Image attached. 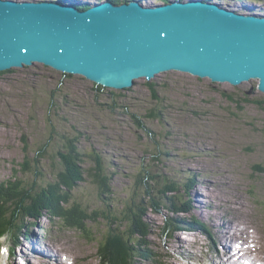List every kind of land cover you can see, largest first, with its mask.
I'll return each mask as SVG.
<instances>
[{
  "label": "rangeland",
  "instance_id": "374dc122",
  "mask_svg": "<svg viewBox=\"0 0 264 264\" xmlns=\"http://www.w3.org/2000/svg\"><path fill=\"white\" fill-rule=\"evenodd\" d=\"M102 1L105 0H94L90 4ZM245 2L248 6L264 8V0L258 4ZM140 3L151 7L163 5L164 0H140ZM227 4L225 2L223 7L238 8L232 6L234 1H229L230 7ZM254 13L264 14V11L257 9ZM11 71L0 76V182L13 175L25 156L32 165L38 162L41 174L51 180L59 167L56 154L64 143L62 139L48 142L50 129L45 117L49 115L56 128L70 138L71 126L78 127L83 133L80 148L96 152L103 159L111 180V193L101 199L98 189L86 176V181L74 190L73 198L81 200L83 207L97 217L103 213L111 216L109 220L99 217L97 222L89 223L88 238L65 228L56 219L44 218L37 228H31L30 237L19 234L22 238L13 255L8 247L13 244L14 236L0 241V264H45L46 258L37 253L31 255L32 249L38 247L71 254V258L61 254L69 264H100L102 252L98 241L106 234L110 218L116 220L118 205L124 204L133 196V191L138 190L135 176L142 168L179 184L187 183L188 179L194 182L189 189L182 187L184 191L178 196L190 206L189 214L178 216L163 208L158 215L146 214L145 221L151 227L146 249L156 257L148 254L145 261L138 264H200L202 257L208 260L215 255L210 245L209 227H215L220 235L227 228L234 233L238 226L236 221L243 213L249 222L246 226L251 223L250 231H257L254 245L258 255L264 258V172L257 169H264V97H258L256 81L235 91L226 85L211 86L206 80L158 75L148 83L156 85L161 102L152 98L146 81L135 83L130 90L115 93L122 94V108L112 114L107 106L102 107L105 103L110 106L114 103L107 99L109 91L96 93L99 99L90 98L93 86L77 77L60 78L36 64ZM249 90L252 92L247 94ZM51 92L58 97L69 96L58 103L56 109H51ZM256 101L263 105L258 107ZM116 105L119 107V103ZM123 106L132 111L129 114L138 116L144 128L137 127L129 114L119 113V110L123 112ZM152 109L160 110L161 121L146 117ZM23 139L27 143L26 150ZM39 149H45V154H38ZM27 177L37 182L41 178ZM181 220L188 223L187 227L194 228V221L203 226L191 232L177 230ZM167 223L171 229L163 232ZM179 240L182 241L180 248ZM223 240L224 245L232 244Z\"/></svg>",
  "mask_w": 264,
  "mask_h": 264
},
{
  "label": "water",
  "instance_id": "95a60500",
  "mask_svg": "<svg viewBox=\"0 0 264 264\" xmlns=\"http://www.w3.org/2000/svg\"><path fill=\"white\" fill-rule=\"evenodd\" d=\"M35 64L113 93L179 75L235 91L256 81L264 97V20L200 3L81 11L0 0V73Z\"/></svg>",
  "mask_w": 264,
  "mask_h": 264
},
{
  "label": "trees",
  "instance_id": "16d2710c",
  "mask_svg": "<svg viewBox=\"0 0 264 264\" xmlns=\"http://www.w3.org/2000/svg\"><path fill=\"white\" fill-rule=\"evenodd\" d=\"M106 1L120 5L130 0ZM74 6L80 9L87 8V5L77 3ZM11 72L9 70L0 73V76ZM62 76L72 77L64 74ZM146 86L150 90L152 98L161 102L156 85L146 82ZM104 89L93 84V89H91L93 93H89L90 98L97 97L99 99L100 97L96 93L104 94ZM68 96L69 94L58 97L56 93L51 92L49 97L50 108L56 109L59 106L58 103L64 102ZM107 97H109L108 100H113L112 106L108 103L102 105L99 100H96V103H99L102 107L107 106L110 112L115 114L118 108H122L120 103L122 94H115L111 91ZM228 98L231 99V97ZM256 102L258 107L263 105V103ZM117 103H119V107H116ZM123 109V112L119 110V113L129 114V112H132L128 106H123ZM159 113H161L160 110L152 109L146 117L161 121ZM129 117L133 119L137 127H143L138 116L129 114ZM45 123L50 129L48 142L53 143L58 141L57 139H62L64 143L61 148L59 147L56 154L59 167L54 172L51 180L47 177L46 179L41 174L42 170L38 162L36 165H32L25 156L24 162L15 169L13 175L0 182V241L11 235L14 236L13 244L8 247L12 255L19 239L30 237V234H33L31 228L38 227L39 222L44 218L52 221L56 219L65 228L74 229L88 238L89 223L97 222L99 217L109 220L111 216L109 214L108 217L103 213L97 217V214L94 215V212L90 213L88 208L83 207L81 200L78 201L73 198L74 190L86 181V176L98 189L101 199L105 197L104 195L111 193V180L107 177L103 159L96 152L83 151L80 148L79 139L83 136V133L79 131L78 127L71 126L72 136L70 138L56 128L53 119L49 115L45 117ZM23 143V148L26 150L27 143L25 139H23ZM44 150L39 149L37 153L44 155ZM25 153L27 152L25 151ZM155 160L160 162L159 158ZM257 169L264 172L263 168L257 167ZM27 176L37 179L41 176V178L37 182L36 180L31 181ZM135 182V187H139L138 190L133 191V196L126 200L124 204L118 205L120 210L116 213V220L114 218L111 221L110 218L111 222H108L106 234L98 241V247H101L102 252L100 264H138L140 261H145L148 254L153 258L156 257L155 254H151L146 249V239L151 231L150 225L145 221L146 214L152 212L158 215L161 208L178 216L191 212L188 203L179 199L178 196L182 193V190L184 191L182 187H185V189L191 187L192 182H194L193 179H188L187 183L179 184L168 178L151 174L150 171L142 168L135 176ZM194 222L198 225L197 221ZM168 223L162 228L163 232L170 231L171 227ZM181 223L186 225L184 227L189 226L184 220H181L179 225ZM182 227V225L178 226L177 230L187 229Z\"/></svg>",
  "mask_w": 264,
  "mask_h": 264
},
{
  "label": "bare ground",
  "instance_id": "6f19581e",
  "mask_svg": "<svg viewBox=\"0 0 264 264\" xmlns=\"http://www.w3.org/2000/svg\"><path fill=\"white\" fill-rule=\"evenodd\" d=\"M3 1H7V2L8 1H16L18 3H22L21 1H17V0H3ZM75 1H78V2H76L77 4L78 3L82 4L81 2H84L85 4H90L94 0H85V1L75 0ZM75 1L69 0L67 2V4L74 6ZM181 1L184 2V4H186V5L188 4L187 0H181ZM199 1L200 0H192V3L199 2ZM212 1H215L219 5H224V3L226 2V3H228L226 5L227 7H230L229 1H234V4L232 6L234 7L235 5H237L238 8L236 10L230 9L228 11V14H231V12H232L235 15H239V14L241 15V13L238 12L241 9L245 10V12H252L253 10L257 11V9L260 11L261 10L264 11V8H262V7H257V6L256 7L255 6L245 7L244 6L245 0H237V1L236 0H228V1H226V0H224V1L212 0ZM34 2H36V1H33V2L30 1V3H34ZM45 2L57 3L58 1L57 0H46ZM236 2H238L239 4ZM85 4H83V5H85ZM239 5H241V6H239ZM93 6L95 7L94 4H92L90 7H93ZM81 7H83V6H81ZM251 7H253L252 8L253 10L251 9ZM259 15L262 16L263 14H259ZM235 209H237V208L235 207ZM244 214L245 213L241 214L240 219L236 221L238 223V226L234 230L235 231L234 233H232V231L229 230V228H227L228 230H226L223 235H220L218 233L219 231L217 232L215 227H212V226L209 227L208 234L211 235V237H212L210 245H211V249L213 251V254H215V255L208 257V260H206V259H204V257H202L200 264H210V262H212V264H246V262H251L252 264H257L258 262H261L262 260L264 261V259H262V257L259 256L258 253L256 252V246L254 245L256 243L257 231L256 230L253 232L250 231V229L253 228V224H251V223L248 226H246V223H249V222L247 221V215H244ZM214 219H216V218H214ZM240 225H242V227ZM254 227H255V225H254ZM221 230H222V228H221ZM213 234L215 235V237L213 236ZM223 239H225L227 242L230 241L232 244H230L229 246H227L226 244L224 245ZM180 242H182V241L179 240L177 242V244H179V247H178V245H176L175 247L180 248V246H181ZM38 245H40V244H38ZM38 245L36 247H38ZM32 253H34L35 255L37 253V256H41L43 258H46L47 260L43 261V262H45V264H69L68 263L69 260L68 259L64 260V258H63V256L65 254L63 252L58 251V250H56V252H53V251H47V249L44 247H41V249L38 247L37 249L33 248L31 255H32ZM61 254H63V256ZM65 257L71 258L72 256H71V254H67V255H65ZM4 261H5V259H4ZM52 261H55L56 263H51ZM170 264H180V263L171 262Z\"/></svg>",
  "mask_w": 264,
  "mask_h": 264
}]
</instances>
